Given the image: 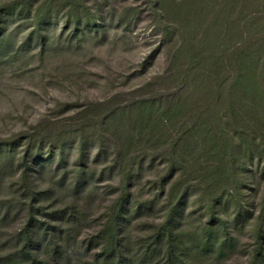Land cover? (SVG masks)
<instances>
[{
    "label": "rangeland",
    "instance_id": "1",
    "mask_svg": "<svg viewBox=\"0 0 264 264\" xmlns=\"http://www.w3.org/2000/svg\"><path fill=\"white\" fill-rule=\"evenodd\" d=\"M223 1L0 0V200L4 202L0 214L8 210L10 219L0 228V264L31 262L16 255L22 243L11 239L24 225L25 216L16 207L13 192L57 187L64 177L71 181L83 151L90 167L85 193H94L96 188L101 197L92 204L85 193L76 198L64 195L58 187V206L69 211L79 206L80 221L66 225L72 228L75 242L66 245L65 241L64 246L58 229V245L64 254L44 257L45 246L57 248L46 240L36 248L37 264H90L92 249L103 246L105 238L111 240V227L100 217L116 213L114 204L125 201L122 195L129 190L137 188L133 201L117 212L131 239L139 238L141 226L149 233L153 221L159 224L169 216V208L159 204L141 212L134 211L132 204L141 202L135 198L139 194L148 200L160 196L154 180L162 175L163 162H168L171 137L183 133L193 116L175 110L178 119L172 118L167 107L180 108L191 96L198 104L211 103L228 111L230 105H223V100L236 96L226 82L235 73V58L225 57L218 79L221 84L211 86L216 93L204 90L188 72L196 54L202 68L217 73L218 66H209L213 61H207L208 55L226 46L228 56L235 48L233 23L225 24L227 29L223 24L233 22L235 15L222 18ZM210 78L216 77L205 81ZM144 104L151 112L139 115ZM130 138L134 145L130 150L149 155L144 170L132 173V189L124 184L131 168L121 165L123 158L117 157L116 148L126 146ZM249 168L255 169L256 163ZM241 175L242 184L236 188L247 206L262 202L264 178L248 171ZM194 198L192 194L179 219L188 218L190 223L182 230L188 236L197 231L193 227L199 230L198 218L204 221L209 216L200 204H193ZM254 212L257 216L258 210ZM254 218L246 228L238 227L221 257L215 259L212 253L206 261L196 259L193 264H247L261 249L252 235Z\"/></svg>",
    "mask_w": 264,
    "mask_h": 264
},
{
    "label": "trees",
    "instance_id": "2",
    "mask_svg": "<svg viewBox=\"0 0 264 264\" xmlns=\"http://www.w3.org/2000/svg\"><path fill=\"white\" fill-rule=\"evenodd\" d=\"M223 4L221 13L223 19L228 18L230 14L235 15L233 22L223 21L224 26L233 23V36L237 38L234 50L227 56L228 48L225 46L214 56L208 55L207 61L210 59L213 61L209 62L211 64L209 66H218L219 71L215 74L202 68L201 57L196 54L193 55L188 72L192 73L193 81H199V86L204 90L216 93L211 86L213 82L218 85L221 81L218 79L220 71L226 65L225 57L232 61L235 58L237 62L235 73L233 77H227L226 82H229L228 88L236 92V96L231 99L229 97L228 100L223 98V105L229 103L230 109L218 110L211 103L198 104V100L191 96H187L185 102L180 104V108H174L172 105L167 107L168 113L170 115L172 113V118H177L175 110L187 112L194 118L190 116L191 120L187 122L183 133L171 137L170 148L166 153L168 162H163L166 167L164 170L161 169L162 175L154 180L155 187L160 189V196L153 195L152 199L148 200L139 194L135 198L141 199V202L135 201L132 208L141 212L159 204L162 208H169V216L159 224L153 221L149 233L145 226H141L143 232L139 238L136 241L131 239L121 224L123 218L119 216L117 210L133 201L131 196L135 194L133 191L137 188L133 191L123 190L127 191L122 195L125 201L119 199L121 202L119 203L117 200L114 204L116 213L110 212L100 217L105 218L109 228L111 227L109 235L111 240L105 238L103 246L92 249L93 261L90 264H193V260L196 259L203 258L206 261L212 253H216L214 256L218 259L216 257H221L229 247L230 241L235 238V231L239 232L238 227L242 226L241 230L246 228L254 217L252 235L261 249L253 254L247 264H264V199L259 203L253 202L249 207L236 188L242 184L239 177H242L243 172L248 171L252 176L259 174L261 179L264 178V81L260 79L264 77V0H224ZM225 27L227 29V26ZM205 72L216 78H210L207 83L205 79H209L210 76ZM220 93L217 95L218 99L221 97ZM147 112L149 114L151 112L147 104L139 108V115ZM148 139L155 143L159 141L155 137ZM126 143V146L124 144L119 145V148L116 146L117 157L123 158L122 166L131 168V171L127 172V178L124 177V184L132 189L135 186L132 184L130 187L132 173L144 170V162L149 155L145 151L137 155L138 153L130 150V147L134 146L133 138ZM154 146L155 144L152 145ZM100 153L101 151L97 156H100ZM95 158L98 160L99 157ZM78 161L79 168L75 170L69 182L64 177L58 180L57 187L51 186L29 193L18 188L19 190L13 192V201L18 204L16 207L25 213L24 225L11 236L16 243H22V248L16 255L22 256L23 261L29 259L30 264H37L36 248L41 247L46 240L48 243H55L57 248L45 246L44 257L52 255L59 257L64 254L58 245V229L61 230L59 231L61 237H64L63 243L61 242L64 246L65 241L66 245L71 240L75 242L72 228L66 225L73 220L80 221V211L76 210L79 206L69 211L68 207L58 206L57 203L58 187L60 190L64 189V195L67 196L76 195L77 198L85 193L89 181L87 170L90 168L85 151L81 152ZM254 162L256 168L251 170L249 164L254 165ZM128 164L130 166H127ZM150 166H153V162ZM94 174L95 172H92L90 175ZM93 190L94 193L92 191L85 193L90 199L86 200L92 204L100 196L95 191L96 188ZM192 194H195L193 204H200L209 216L204 221L202 217L198 218L199 230L193 227L197 231L188 236L190 233L187 235L182 231L183 225L190 223L188 218L182 221L179 219L183 216L182 212ZM162 197L164 200L161 201ZM3 203V199L0 200V206ZM224 209L225 213L220 217L219 214ZM257 210L256 216L254 211ZM8 215V210L3 215L0 214V228L10 220ZM50 225L56 226V229ZM199 262L204 264L203 261Z\"/></svg>",
    "mask_w": 264,
    "mask_h": 264
}]
</instances>
